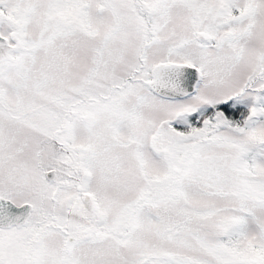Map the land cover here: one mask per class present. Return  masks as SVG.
Here are the masks:
<instances>
[{"label":"snow or ice","instance_id":"obj_1","mask_svg":"<svg viewBox=\"0 0 264 264\" xmlns=\"http://www.w3.org/2000/svg\"><path fill=\"white\" fill-rule=\"evenodd\" d=\"M0 264H264V0H0Z\"/></svg>","mask_w":264,"mask_h":264}]
</instances>
